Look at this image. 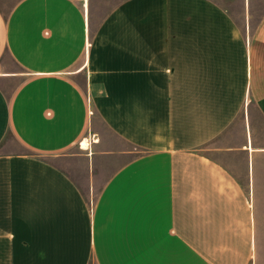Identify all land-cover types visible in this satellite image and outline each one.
<instances>
[{
    "label": "crops",
    "instance_id": "1",
    "mask_svg": "<svg viewBox=\"0 0 264 264\" xmlns=\"http://www.w3.org/2000/svg\"><path fill=\"white\" fill-rule=\"evenodd\" d=\"M262 127L264 0H0V264H248Z\"/></svg>",
    "mask_w": 264,
    "mask_h": 264
},
{
    "label": "rangeland",
    "instance_id": "2",
    "mask_svg": "<svg viewBox=\"0 0 264 264\" xmlns=\"http://www.w3.org/2000/svg\"><path fill=\"white\" fill-rule=\"evenodd\" d=\"M7 58V57H6ZM258 136L261 140L262 145H264V127L261 128V130L258 133ZM9 138V136H8ZM84 141V140H83ZM86 142V140H85ZM9 143L10 145H12L13 147L19 148L21 151H23L24 149L22 147H20L14 140L9 138ZM87 144V142H86ZM70 152H77V144L74 145V147H72L70 149ZM111 170V166H109L107 163L102 164L100 166V171L102 173H109ZM260 178H261V190H262V194L264 193V152H262V158H261V166H260ZM260 207L262 212H264V196H262L260 198ZM260 219H261V224H260V231L259 234L260 236L258 237V242L259 244L255 247V251H253V257L250 258V260L248 261V264H264V213H262L260 215Z\"/></svg>",
    "mask_w": 264,
    "mask_h": 264
},
{
    "label": "bare ground",
    "instance_id": "3",
    "mask_svg": "<svg viewBox=\"0 0 264 264\" xmlns=\"http://www.w3.org/2000/svg\"><path fill=\"white\" fill-rule=\"evenodd\" d=\"M82 146H86V142H85V140L84 141H82V144H81Z\"/></svg>",
    "mask_w": 264,
    "mask_h": 264
}]
</instances>
